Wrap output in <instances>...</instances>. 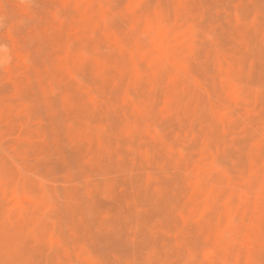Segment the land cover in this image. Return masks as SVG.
<instances>
[{
	"label": "rangeland",
	"instance_id": "rangeland-1",
	"mask_svg": "<svg viewBox=\"0 0 264 264\" xmlns=\"http://www.w3.org/2000/svg\"><path fill=\"white\" fill-rule=\"evenodd\" d=\"M0 264H264V0H0Z\"/></svg>",
	"mask_w": 264,
	"mask_h": 264
}]
</instances>
